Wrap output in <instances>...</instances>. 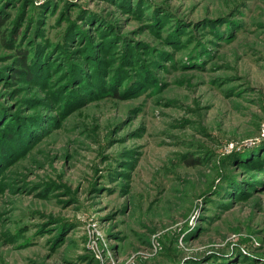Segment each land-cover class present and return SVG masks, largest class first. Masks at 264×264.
<instances>
[{
	"label": "rangeland",
	"instance_id": "1",
	"mask_svg": "<svg viewBox=\"0 0 264 264\" xmlns=\"http://www.w3.org/2000/svg\"><path fill=\"white\" fill-rule=\"evenodd\" d=\"M0 15V264H264V0Z\"/></svg>",
	"mask_w": 264,
	"mask_h": 264
},
{
	"label": "trees",
	"instance_id": "2",
	"mask_svg": "<svg viewBox=\"0 0 264 264\" xmlns=\"http://www.w3.org/2000/svg\"><path fill=\"white\" fill-rule=\"evenodd\" d=\"M7 18L3 17L2 15H0V32L3 34L4 30L1 31V26L2 24H4V22H6ZM15 35V34H14ZM15 37V36H14ZM17 55H16V58L14 59V66H13V74H10L12 78H14L15 80H19V79H22V77H26L28 79H32V77L34 76H39L41 75V73H39V71H37L35 74H32L30 72V68H29V61L27 59V52L26 51H22L21 49L17 50L15 52ZM115 96L117 95L116 92H114ZM25 141H27V135L25 134L24 138L22 137L21 138V141H20V144H14V147H21ZM8 145V144H6ZM242 155V154H241ZM246 154H243L242 156L245 158ZM9 156L8 152H2L0 154V163H2L3 161L2 160H5L7 157ZM241 156V157H242ZM240 156H238L237 159H239ZM242 157V158H243ZM258 157V156H257ZM192 161V160H191ZM190 159L187 160V162H191ZM246 161H252L251 159H246ZM6 162V161H5Z\"/></svg>",
	"mask_w": 264,
	"mask_h": 264
}]
</instances>
